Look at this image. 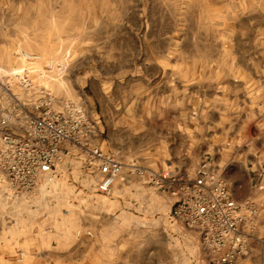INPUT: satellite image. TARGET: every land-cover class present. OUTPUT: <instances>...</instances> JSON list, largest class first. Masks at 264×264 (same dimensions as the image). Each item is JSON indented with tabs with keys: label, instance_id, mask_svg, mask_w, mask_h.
I'll return each mask as SVG.
<instances>
[{
	"label": "rangeland",
	"instance_id": "374dc122",
	"mask_svg": "<svg viewBox=\"0 0 264 264\" xmlns=\"http://www.w3.org/2000/svg\"><path fill=\"white\" fill-rule=\"evenodd\" d=\"M26 52L40 55L42 63L53 58L66 65L63 77L57 69L52 72L49 85L87 107L79 73L107 81L117 105L121 73L134 76L131 102L156 104L158 110L109 113L108 124L103 121V130L91 139L127 163L135 159L159 169L189 149L199 157L185 158L183 169L196 170L208 159L224 176L235 172L243 178L245 165L228 154L248 138L257 149L264 144L259 134L264 128V0H0V98L12 70L27 63ZM89 59L92 65H86ZM169 70L177 81L188 80L192 113L172 112L188 101L178 82L176 97H143L154 87L150 81ZM167 85L160 88L166 92ZM98 109L96 102L93 110ZM222 145L226 157H220ZM78 152L72 147L67 157H80ZM69 162L77 179V207L64 215L56 232L0 223V264H202L189 257L190 244L168 237L157 216L137 224L128 213L122 224L106 228L101 213L109 199L97 198L93 180L74 169L77 161ZM123 172L131 173L130 166ZM254 196L258 211H243L248 251L239 264H264V204ZM109 207L114 211L117 202Z\"/></svg>",
	"mask_w": 264,
	"mask_h": 264
},
{
	"label": "built area",
	"instance_id": "2783aa9c",
	"mask_svg": "<svg viewBox=\"0 0 264 264\" xmlns=\"http://www.w3.org/2000/svg\"><path fill=\"white\" fill-rule=\"evenodd\" d=\"M25 57L27 63L9 74L11 83H2L0 223L34 231L42 225L45 231L56 232L78 202L70 159L103 195L111 193L125 164L116 152L91 144L97 129L85 103L50 87L54 70L63 77L67 66L53 58L42 63L41 56L33 53L26 52ZM72 147L79 149L80 157H67ZM131 167L173 198L169 219L191 234L194 260L239 264L248 251L243 211L258 208L251 199H236L228 180L213 170L208 159L185 174L163 175L136 163Z\"/></svg>",
	"mask_w": 264,
	"mask_h": 264
},
{
	"label": "crops",
	"instance_id": "0c3cea01",
	"mask_svg": "<svg viewBox=\"0 0 264 264\" xmlns=\"http://www.w3.org/2000/svg\"><path fill=\"white\" fill-rule=\"evenodd\" d=\"M86 65H92V59L87 61ZM127 69V68H126ZM102 73V72H101ZM121 73V69H120ZM101 74L100 76H102ZM185 76V75H184ZM85 78V79H84ZM76 81L79 89L83 93V99H85L88 107V111L92 119L96 124V129H102L103 125L106 126L108 124L107 120L109 113H120V114H129L136 113L137 111L134 108H140L141 112L144 113H154L156 108L158 110V105H146L143 104L139 106H135L131 99L134 95V76L128 75L125 73L118 81V87H120V104L117 105L111 99V94H108L110 89H106L107 81L102 80L98 75H82L78 74L76 77ZM176 82L179 83V93H181L184 99L188 100L187 105L185 104L182 108H179L177 111L173 109L172 112L175 113H192L193 106L190 105L191 93L189 89L191 88L188 80L186 81V77L183 80H176V76L173 73L168 71V74H163L162 78L151 80L150 83L154 87L151 89V93H145L143 97H157L161 98L163 96L167 97H176ZM164 83H167L166 92L161 89L160 86ZM139 93V91H138ZM117 94V90H114L113 95ZM151 94V96H149ZM116 97V96H115ZM132 97V98H131ZM99 104V109L97 110V114L93 110L95 103ZM91 107V108H90ZM93 107V108H92ZM148 108V109H147ZM103 118V119H102ZM110 126V125H109ZM108 126V128H109ZM137 128L136 125H132L129 128ZM151 127H155L151 125ZM176 126L174 125L173 128ZM261 136H264V128L259 133ZM191 145V144H190ZM243 146L240 150L239 147ZM234 147V145H233ZM235 149L231 153H227L229 157H233V160H240L239 162L245 165L248 176L240 177L234 173H232L229 177L224 176L230 183L232 188L233 195L236 199L241 200L242 197H247L249 199H253L254 195H257L255 198H261L260 201L264 204V144L261 148L257 149L255 147L254 140L248 138L242 145H235ZM226 149L224 145H222V155L220 157H226ZM121 158V155H119ZM209 157V155H206ZM191 157H199L195 156L189 149H185V152L175 153V156L171 159H166L165 166L163 165L159 169H151L159 172L163 175H172V174H185V173H193L195 170L185 167L186 165L184 159ZM122 159V158H121ZM203 160V159H202ZM125 165L130 166L131 173L122 175L119 177L117 182L115 183L112 191L108 195L98 194L97 198L101 199V196H106L109 201H106L104 204L105 209L102 211L103 222L106 228H111L113 226H118L124 222V217L126 214L131 215L132 222L137 224L147 223L154 216H157V220L162 223L164 228L167 230L168 237L171 240L181 239L186 244L192 243L191 234L184 232L182 227L169 219V211L171 204L173 202V198L160 191L157 190L150 182L148 175H139L132 170L131 163H138L135 159L132 162H125L122 159ZM199 165V163H198ZM128 166H125L128 167ZM143 166V165H142ZM146 167V166H145ZM148 168V167H147ZM150 169V168H149ZM215 169V168H214ZM127 182H134V184H126ZM245 194L241 196V194ZM253 193V194H252ZM102 200V199H101ZM111 201L117 202V208L113 211L111 205ZM97 207V206H96ZM109 208V209H108ZM179 232V233H178ZM178 233V234H177ZM189 257L193 259L195 257L192 250L188 251ZM194 260V259H193Z\"/></svg>",
	"mask_w": 264,
	"mask_h": 264
}]
</instances>
